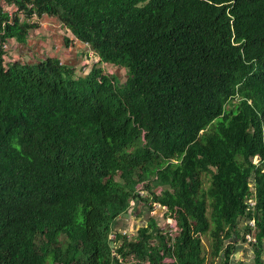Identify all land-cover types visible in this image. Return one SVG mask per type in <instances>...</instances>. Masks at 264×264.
<instances>
[{
  "label": "trees",
  "instance_id": "16d2710c",
  "mask_svg": "<svg viewBox=\"0 0 264 264\" xmlns=\"http://www.w3.org/2000/svg\"><path fill=\"white\" fill-rule=\"evenodd\" d=\"M5 1L20 14L9 22L0 6V264H205V234L212 257L222 254V263L230 264L237 246L225 241L233 232L240 237L236 227L248 207L249 179L258 198L254 262L264 264V0ZM21 14L57 19L70 31L63 46L76 48L79 41L87 56H105L126 69L130 85H113L105 76L98 82L96 75L80 85L56 54L5 67L1 45L26 43L30 29L40 25L23 22ZM255 16L256 23L249 21ZM195 40L203 57L179 69L189 86L155 101L152 88H171L153 86L157 69ZM221 89L227 91L222 99L204 103ZM64 110L71 116L65 119ZM97 112L111 118L109 127ZM129 115L145 121L148 138L161 137L152 150L140 146L129 154L137 132L115 127H124ZM19 130L37 150H27ZM93 143H105L100 154L73 159ZM152 154L155 160L141 168L138 180L156 174L163 193L151 197L175 214L181 232L166 237L151 219L137 242L123 238L114 253L110 234L135 182L123 159ZM256 154L259 164L253 163ZM172 158L180 163L167 161ZM94 161L102 163L82 169ZM202 175L212 179L206 190Z\"/></svg>",
  "mask_w": 264,
  "mask_h": 264
},
{
  "label": "clouds",
  "instance_id": "9594fccd",
  "mask_svg": "<svg viewBox=\"0 0 264 264\" xmlns=\"http://www.w3.org/2000/svg\"><path fill=\"white\" fill-rule=\"evenodd\" d=\"M3 1H4V3L0 2V6L3 7L4 12H7L9 22H11L13 20V17L16 16L17 14H20V13H18V9L16 12H10L7 8L9 6H12V5H8L5 0H3ZM227 5L234 6L235 1L228 2ZM235 7H238V5H236ZM21 16L25 18L24 14H21ZM249 19H250L249 21H253L255 23L258 20V19H256V16L250 17ZM27 20H29V19H27ZM44 20H45V18H44ZM37 21H39V20H37ZM182 27H184L187 31H189L188 24H185ZM68 34L70 35V31ZM230 34L232 35L231 36V42L234 44L236 39L234 37L233 31ZM59 35L61 37H63L61 34H59ZM55 36H57V34ZM44 38L47 39L46 36H44ZM29 39H30V34L28 35V39L26 42L30 41ZM13 40L16 42V45L18 47H19V45H21V43L18 42L16 39H13ZM52 42H54L53 39H52ZM195 42L197 45L200 44V42H198L196 40L191 42L192 45L189 47L188 52L183 53V54L179 55L178 57H174V59H175L174 62L173 63H165V67L159 66V68L156 71V78L157 79L153 83V86L163 84V85L170 86L171 88H169V90L167 92L155 91L152 88L154 100H155V97L163 95V94L164 95L166 94L169 97H174L175 94H173L172 92H175L177 90H181L180 88L187 89V87L190 84V80L184 76L183 71L179 72V69L184 64H192L194 60L203 57V55H204L203 50H201V51L195 50V48H194ZM12 43H13L12 39H9L7 44L1 45L2 58L4 60L5 67L7 66L8 63H11V62H15L16 64L19 62L21 63L23 57H27V56L32 57V55H35L36 53H38V59H36V60L30 59L26 63L32 64L33 62L38 61V60H43V59L48 58V57L51 58V57H53V54H56L59 57L61 66H65L66 68H68L70 70V77L69 78H71V81H75L76 83H80V85L82 83H87L89 78L93 75H96L95 78L98 82L105 76V77H108L113 82V85L118 84L121 87L126 86V85H130L129 84L130 76H129V73L126 71L125 68H123L120 65L112 62L110 59L106 58L105 56L104 57L98 56L94 51H90L89 56H87L86 55V49L83 46L82 47H76V48H73V47L67 48L65 46H61L59 49H57V51L55 48H53L51 50V54H49V53H47V50H45L44 48L43 49L40 48L35 43H34V45L29 43L28 46L25 45V43H23V45H22L23 47L22 48L19 47L20 48L19 51H17V47L16 48L11 47ZM43 45L47 46L48 43H46V44L43 43ZM204 51H206V50H204ZM83 52H85V54H83ZM23 64H25V63H23ZM155 65H156V63H153L151 65L150 71L152 70L153 66H155ZM242 68H245V67H242ZM98 72H100V77L97 75ZM260 87H261V89H264V84H262L261 82H260ZM226 93H227V91L222 90V89L220 91H214L211 94V97H209V98L207 97L205 99L204 103H207V104L215 103V102L219 101L220 99H222L226 95ZM172 100H174V99H172ZM200 107H203V104ZM64 114H66L65 119L71 116V114L68 112V110H64L63 116H64ZM98 114L104 120V125L107 124L109 127V120L112 121L111 118L108 115L105 117V115L103 113H98ZM129 119L131 121H128L124 127H119V126L115 125L116 128H119L122 130H124V129L125 130H135L137 132V137L135 139L136 143H134V145H132L130 147L129 154L133 153L140 146H142V148H141L142 150L145 149L146 147L151 149L150 147L155 144V141L158 140L159 138H161V137H157L156 140L153 137L148 138V130L146 129L145 121L143 119H141L139 117H135L133 115H129ZM214 124H215V121H213L211 123V125H214ZM7 128H8L9 133H12L14 131L13 126L7 125ZM208 128L201 130L199 133V137L202 136L208 130ZM63 130L66 131L65 128H63ZM19 131L23 135V140L28 142V140L31 137H28L25 139L27 132L22 131V130H19ZM108 131H109V129H108ZM108 131H105L102 133L103 138L106 140V142H109V132L110 131L109 132ZM105 143L102 145H98L97 143H93V145L89 151L84 152V153H80V154H76V155H74L73 159L80 157V156H85V155L86 156L98 155L101 153ZM28 144L31 147L27 148V150H29V151L37 150L36 145H32L29 142H28ZM157 157H158V152H157ZM153 160H155L154 154L151 155L149 160H145L142 155H138L134 158L132 156H125L123 159L125 165L129 169V171L135 175V182L133 184V189L130 191L129 197L126 200L127 204H126L125 209L123 210L124 212L117 219L118 226L110 234V238L113 240V244H112L113 247L112 248H113L114 253H116L122 247L121 245H122V242L124 241L123 238H127V241H129V242L136 241V239L138 237L139 230L141 228H146L148 223L151 221V219L156 221L157 226L161 230V233L166 235V237H169V238L174 240V238L176 236H178L179 233L181 232V228L179 227V224H178V221L175 217V214L170 211V209L167 207V205H163L161 202L154 201L153 198L151 197V194L154 191L156 193V196H161L163 193V187L158 186L156 184V180H157L156 174H154L150 177H146V178L144 177L145 179H143V180H138L139 174L141 173L140 172L141 168ZM167 161L169 163H173V164L180 163V159H177V158H172V159H169ZM260 162H261V155L256 154V156L253 158V163L259 164ZM101 163H102V161H94L91 163H87L86 165H84L82 167V169L84 171H87L88 169H94L95 170L99 165H101ZM82 169H80V170H82ZM211 169L213 170V172L216 171V169H214L212 167H211ZM120 174H121V172H119L118 175L116 176L117 181H122V179L120 178ZM203 176L204 175H202L201 177L203 178ZM205 176H208V175H205ZM211 183H212V179H211L210 185H211ZM248 183H249V190L245 194V198H244V204H246L248 207L246 208L245 215L238 219V224L236 227V231L240 234V237L237 238V234L235 232H233V236L230 238V240H226L225 244L227 245L230 242L235 243V245L237 246V250H239V248H241L243 246L246 249L248 247L250 249V251L253 253V256L255 258V255H254L255 249L253 248L252 244L257 242V238H256V234H257L256 207H257V203H258L257 202L258 198H257L255 191H254L255 188H254L253 180L249 179ZM203 186H204V183H203ZM160 209H162V212H161L162 214L157 218L155 214ZM149 213H151L153 216H151L148 223H146L143 226H139V224L142 225V223L140 221H144V220H142L141 217L144 215H149ZM135 221H137V223H135ZM228 228L229 227H227L226 229H228ZM248 230H249V232H248ZM207 235L208 234L203 235L201 237V239L205 238ZM248 236H251V238L254 240L253 241L249 240ZM171 243H173V241H171ZM152 244L155 246V245H157V242L153 241ZM213 247H214L213 242H211V250H210L209 254H206V257H205L206 263L205 264H208L209 261H211L210 264H223L222 263L223 262V255L222 254H221V256H216L214 254V257H212V253L214 252ZM237 250H235V251H237ZM233 252L234 251H232V254H233ZM161 254H163V253H161ZM232 259L233 258L231 257V263H232ZM119 260H123V259H119ZM132 261H133V264L134 263L139 264V261H137V260L132 259ZM253 262H254V259H253ZM141 264H151V263H150V261H145Z\"/></svg>",
  "mask_w": 264,
  "mask_h": 264
},
{
  "label": "rangeland",
  "instance_id": "374dc122",
  "mask_svg": "<svg viewBox=\"0 0 264 264\" xmlns=\"http://www.w3.org/2000/svg\"><path fill=\"white\" fill-rule=\"evenodd\" d=\"M0 2L4 3L3 0H0ZM10 12H16L17 11V8L15 6H9L7 8ZM20 18L23 20V22H29L30 24H36V23H39L40 25L39 28H34V29H30L29 31V34H30V41L26 42L25 45H29L30 44H33L34 43L39 46L40 48H44L45 50H47V53L51 54V50L53 48L56 49H59L61 46L64 45V37H61L59 34H61L62 36H70L68 33L69 32H65L66 30L62 29L61 25L59 22L56 23V21H58L57 19H54V18H45L44 19H41V21H37L36 18H33V19H25L24 17L20 16ZM46 27V28H45ZM45 30V31H44ZM49 32H48V31ZM51 34V35H50ZM57 34V36H55ZM43 36H46L47 39H45ZM42 39V40H41ZM52 39L54 42H52ZM48 43V45H43V43ZM12 44H11V47L12 48H16L17 47V51L20 50V48H22L23 44L19 45V47L16 45V42L12 39ZM77 47H82L81 43L77 42L75 44ZM55 51V52H56ZM36 60L38 59V56H35V55H32V57H23L22 58V61L21 63H26L27 61L29 60ZM203 182H204V189L206 190L209 185H210V182H211V178L209 176H203ZM162 209L158 210L156 212V217L158 218L162 213ZM151 216H153L151 213H149V215H144L142 216V220L144 221H140L142 223V225L139 224V226H143L145 225L146 223H148L149 219L151 218ZM135 223H137V221H135ZM202 254H201V258H204L206 254H209L210 250H211V238L209 235H207L205 238H202ZM208 250V251H207Z\"/></svg>",
  "mask_w": 264,
  "mask_h": 264
},
{
  "label": "crops",
  "instance_id": "0c3cea01",
  "mask_svg": "<svg viewBox=\"0 0 264 264\" xmlns=\"http://www.w3.org/2000/svg\"><path fill=\"white\" fill-rule=\"evenodd\" d=\"M231 257L233 258L231 264H255L253 253L248 247L247 249L244 246L239 248V250L233 252ZM210 263L211 261L208 264Z\"/></svg>",
  "mask_w": 264,
  "mask_h": 264
},
{
  "label": "built area",
  "instance_id": "2783aa9c",
  "mask_svg": "<svg viewBox=\"0 0 264 264\" xmlns=\"http://www.w3.org/2000/svg\"><path fill=\"white\" fill-rule=\"evenodd\" d=\"M248 239H249V240H251V241H253V240H254V239H252V238H251V236H248Z\"/></svg>",
  "mask_w": 264,
  "mask_h": 264
},
{
  "label": "flooded vegetation",
  "instance_id": "af4514ba",
  "mask_svg": "<svg viewBox=\"0 0 264 264\" xmlns=\"http://www.w3.org/2000/svg\"><path fill=\"white\" fill-rule=\"evenodd\" d=\"M55 24H57V21H56V23ZM45 31V30H44ZM44 37V36H43Z\"/></svg>",
  "mask_w": 264,
  "mask_h": 264
}]
</instances>
